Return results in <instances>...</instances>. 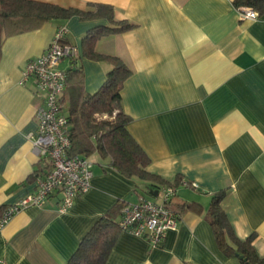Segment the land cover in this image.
<instances>
[{"label": "crops", "instance_id": "crops-1", "mask_svg": "<svg viewBox=\"0 0 264 264\" xmlns=\"http://www.w3.org/2000/svg\"><path fill=\"white\" fill-rule=\"evenodd\" d=\"M44 1L80 8L105 2L116 17L135 23L101 37L96 49L122 57L133 69L122 86V108L131 117L128 130L150 158L147 169L172 182L182 179L170 200L178 221L160 246L121 229L104 264H242L219 250L207 219L211 196L222 189L221 204L235 234L252 235L256 253L264 256V13L242 18L233 0ZM105 22L76 15L61 22L78 53L60 66L73 73L80 68L90 93L109 64L84 56L82 37ZM57 26L46 21L0 35V212L34 191L35 172L46 168L32 143L43 93L33 77L22 81L21 71L27 59L44 51ZM90 158V187L71 207L58 210L55 192L5 223L0 264H66L110 208L140 195L161 200L160 188L153 185L152 195L148 182L125 176L95 153ZM189 203L196 207L187 208Z\"/></svg>", "mask_w": 264, "mask_h": 264}, {"label": "trees", "instance_id": "trees-1", "mask_svg": "<svg viewBox=\"0 0 264 264\" xmlns=\"http://www.w3.org/2000/svg\"><path fill=\"white\" fill-rule=\"evenodd\" d=\"M233 4L236 8L248 6L258 14L264 13V0H233ZM73 15L85 20L106 21L88 28L84 33L82 52L84 56L105 61L109 66L105 79L92 93L83 86L80 68L74 73L66 69L62 103L68 118L70 137L67 153L86 156L92 162L90 156L95 153L100 160L125 176L148 182L146 186L152 192L153 185L161 188L162 185L170 184L175 187L182 179L177 178L172 182L149 171L148 154L128 130L127 123L131 117L122 108L121 90L124 81L133 72L132 67L122 57L96 49V42L101 37L121 33L133 27L134 22L126 17H116L114 6L105 2L91 1L85 8H80L44 0H0V35L32 30L46 21H56L60 26L62 21ZM71 74L75 76L72 81L69 79ZM224 195V189L213 193L207 210V219L219 250L226 256L238 258L242 264H264V256H259L252 245V235L241 239L235 234L221 204ZM128 203L119 202L102 214L82 236L66 264H104L121 230L118 221L122 208ZM186 207L196 206L189 203ZM116 212L120 214L118 218Z\"/></svg>", "mask_w": 264, "mask_h": 264}, {"label": "built area", "instance_id": "built-area-1", "mask_svg": "<svg viewBox=\"0 0 264 264\" xmlns=\"http://www.w3.org/2000/svg\"><path fill=\"white\" fill-rule=\"evenodd\" d=\"M242 18H256L257 11L248 6L238 7ZM66 29L57 26L53 37L44 51L27 59L22 67V81L33 77L43 101L37 106V131L32 137L33 150L46 163L43 171L35 172V190L27 193L15 203L2 208L0 229L23 207L41 205L51 194H60L58 210L71 207L74 198L90 187L93 162L86 156L69 155L70 146L68 118L64 112L62 95L66 86V69L60 62L67 57L77 56V47L64 40ZM196 186L195 182L190 183ZM161 200L140 195L134 202L124 205L118 224L121 229L145 237L152 246L161 244L168 229L175 228L178 215L169 205L175 193L170 184L160 188Z\"/></svg>", "mask_w": 264, "mask_h": 264}, {"label": "water", "instance_id": "water-1", "mask_svg": "<svg viewBox=\"0 0 264 264\" xmlns=\"http://www.w3.org/2000/svg\"><path fill=\"white\" fill-rule=\"evenodd\" d=\"M156 192H157V189H156V190H154V192H153V193H152V190H151V189L149 190V193H150V194H152V195H156Z\"/></svg>", "mask_w": 264, "mask_h": 264}, {"label": "rangeland", "instance_id": "rangeland-1", "mask_svg": "<svg viewBox=\"0 0 264 264\" xmlns=\"http://www.w3.org/2000/svg\"><path fill=\"white\" fill-rule=\"evenodd\" d=\"M92 158H93V157H92ZM150 196H151V195H150ZM152 198H156V197L153 196Z\"/></svg>", "mask_w": 264, "mask_h": 264}]
</instances>
